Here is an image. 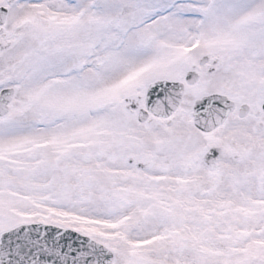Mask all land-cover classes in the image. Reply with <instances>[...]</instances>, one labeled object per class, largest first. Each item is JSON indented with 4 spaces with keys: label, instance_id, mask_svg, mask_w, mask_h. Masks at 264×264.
<instances>
[{
    "label": "snow or ice",
    "instance_id": "6c2138e0",
    "mask_svg": "<svg viewBox=\"0 0 264 264\" xmlns=\"http://www.w3.org/2000/svg\"><path fill=\"white\" fill-rule=\"evenodd\" d=\"M0 264H264V0H0Z\"/></svg>",
    "mask_w": 264,
    "mask_h": 264
}]
</instances>
